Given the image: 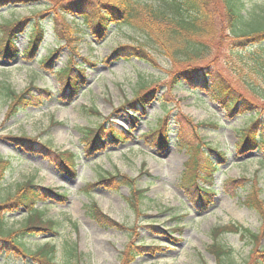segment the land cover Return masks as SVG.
<instances>
[{"label":"rangeland","instance_id":"rangeland-1","mask_svg":"<svg viewBox=\"0 0 264 264\" xmlns=\"http://www.w3.org/2000/svg\"><path fill=\"white\" fill-rule=\"evenodd\" d=\"M45 1L50 4L48 8L42 6L46 4L42 1L0 6V25L40 17L50 7L51 11L58 4L75 0ZM86 1L93 5L97 0ZM142 1L145 5L148 0ZM247 6L264 10V0H251ZM76 17L68 16L65 22L72 24L71 19ZM46 18V22H53ZM51 27V22L45 24L46 37L34 59L27 60L21 54L14 60L0 56V84L15 94L31 87V95L37 98L34 106H20L10 116L9 99L4 98V87L0 86V156L10 164L1 185L5 192L2 197L8 200L12 196L14 201L16 185L28 180L50 190L37 208L45 219L60 226L59 234L52 239L59 261L74 247L79 264H121L120 256L131 247L137 253L131 264H253L259 250L264 249V152L237 153L236 134L246 125L245 118L228 119L219 104L203 91L194 92L186 84L173 87L170 76L177 66L155 50L144 51L146 61L108 60L118 46L145 43L141 34L131 29L111 26L103 40L70 32L71 52L65 41L52 34ZM29 29L30 24L16 40L20 53L27 47ZM232 42L226 40L216 64L226 78H232V85L241 89L244 86L235 77L256 80L241 68L235 77L227 69L223 56L237 49ZM59 45L63 47L53 67L42 64V58ZM71 54L75 69H83L84 79L80 92L67 100L65 95L61 97V81L53 71L63 68ZM143 82H151L156 96L130 117L131 108H126L124 100L132 99L133 89ZM255 84L260 96H251L249 92L248 95L264 116V86L257 81ZM166 110L170 119L176 115L184 119L187 128L183 127L184 132L178 135L183 139L180 144L171 133L168 147L159 149L145 135L154 128L156 120L165 116ZM211 123L216 127L206 126ZM98 124L104 127L105 147L90 153L84 134L87 128ZM169 125L174 129L173 121ZM111 130L120 133V142L111 139ZM14 137L34 141L24 147L13 141ZM204 144L224 152L226 161L221 163ZM189 146H199L200 153L204 151L218 165L216 171L207 169L208 175L212 173V180L206 179L211 185L202 186L214 193L203 202L196 200L195 189L185 190L183 186V173L187 178L202 170V166L187 165ZM56 152L76 156L72 173L60 165ZM198 159L204 162L203 157ZM107 174L124 176L132 182L128 186L110 180L98 183ZM248 191L260 206V216L243 204ZM55 193L65 199L55 197ZM91 203L115 226L90 219L86 206ZM5 215V223L16 230L24 212L17 210ZM214 228L222 229L215 241L230 251L222 263L207 252ZM49 239L44 235L29 240L44 243ZM24 262L20 256L0 255V264Z\"/></svg>","mask_w":264,"mask_h":264},{"label":"trees","instance_id":"trees-1","mask_svg":"<svg viewBox=\"0 0 264 264\" xmlns=\"http://www.w3.org/2000/svg\"><path fill=\"white\" fill-rule=\"evenodd\" d=\"M37 1L46 3L45 6L42 5L44 8L50 6L45 0H0V6L38 3ZM141 1L97 0L93 5L86 0L68 1L65 4H58L57 9H51L50 11V7L48 11L44 10V14L40 17L38 15L1 23L0 56L7 60H14L19 56L16 40L20 34L27 30L29 24L27 47L21 53L27 60H32L37 56L39 48L46 37L45 24H49V22L52 23L50 29L52 34L57 38L60 37L63 42L65 41L64 45L71 52L73 48L69 45V37L73 32H80L82 35L90 36V38L103 40L111 26H124L141 34L145 43L118 46L108 56V60L135 58L146 61L148 57L144 54V51L155 50L177 66H174L170 76L173 87L186 84L194 92L203 91L211 100L219 104L228 119L232 120L239 116L245 118L246 125L236 134L235 149L238 154L244 155L248 151L264 152V116L261 115L259 107L251 99L252 97L248 95L249 92L251 96H260L258 94L259 88L255 84L256 81L264 86L263 8L250 7L248 9L247 4L251 0H148L145 5ZM47 12L52 14L51 18ZM67 15L78 17L75 20L71 19L72 24H70L65 22ZM46 17L52 19L53 22H46ZM70 32L72 33L70 34ZM227 39L233 41L232 43L237 46V49H232L226 53V56H223L231 75L233 77L238 75L240 71L238 68H241L242 71H245L256 80L255 82H253L254 80L248 81L247 76L242 77L241 75L235 77L244 86L241 89L234 87L231 81L232 78H226L220 69H217L216 62L217 60L220 61L219 56L221 54L219 50ZM57 43L60 44V42ZM62 47L63 45H59L55 50L49 51L48 55L42 58L41 63L52 68L53 62ZM73 56L71 54L66 59L63 68L54 69L53 71V74H56L61 81V97L65 95L64 98L67 100H72L80 92L84 79L83 69L79 67L75 69L76 64L72 60ZM260 81L262 82L260 83ZM150 84L151 82L138 83L137 87L133 89L132 99L124 100L126 108H131L128 109L130 110L128 111L130 117L134 116L135 110L138 108L143 110L145 104L155 98L156 93L152 91ZM3 85L0 84L1 87H4L3 96L9 99L8 115L15 114L20 106L35 105L37 98L31 95V87L15 94ZM167 113L166 110L165 116L156 120L154 128L145 135L159 149L168 147L170 143L168 136L171 133L175 134L176 142L180 144L183 139L178 138V135L184 132L183 127L187 128L183 118L181 120L176 115L174 119L173 116L170 119L166 115ZM170 120L175 123L174 129L170 128ZM131 124L133 125V122ZM206 126L216 127L214 123L206 124ZM103 130L102 124H98L92 129L87 128L83 139L88 152L94 153L104 149L105 145L102 144ZM110 136L111 139L121 141V135L118 131L111 130ZM12 140L24 147L29 146L26 144L34 141L25 137H14ZM187 148L189 149L187 151L189 152L187 165L189 166L192 163L196 166H202V170L194 171L187 178L183 173L182 181L185 182L183 186L185 190L189 187L195 189L198 193L195 197L196 200L199 199L200 201L202 199L203 202V200H207V196L214 193L202 186L203 184L211 185V182H207L206 179L209 178L210 180L211 178L212 180V177H210L212 173L208 175L209 171L207 169H211V172L216 171L218 165L204 151L201 154L199 146L192 148L189 146ZM204 148L221 163L226 161L224 152H220L208 144H204ZM56 156L60 159V165L63 166L65 171L72 173L76 156H67L66 153L58 152H56ZM202 157L204 162L200 163L198 158ZM9 166V162L0 156V255L6 253L10 256H20L24 258L25 264H79L74 247L65 253L64 259L62 258L61 261L57 259V248L52 239L59 234L60 226L55 221L45 219L43 212H40L41 209L37 208L38 202H42L41 198L45 197L46 193H50V190L40 188L32 180H28L16 185L13 192L14 201H12V196H9L8 200H5L7 197H2V193L5 192L2 190L1 185ZM107 175L101 177L98 183H106L110 180V183L115 181L128 186L132 182L124 176ZM247 194L249 196L245 197L243 204L260 216V206L254 199L255 196L249 191ZM54 196L65 199V196L57 193ZM17 210H22L24 216L18 228L14 230L12 226L5 223L7 222L5 214ZM86 213L90 219L100 224L115 226L114 222L103 215L93 203L86 206ZM221 230L220 228L212 230L213 240L207 249V252L220 263L230 254L225 246L215 241L221 235L219 234ZM44 235L50 238L44 243L29 240ZM251 237L255 241L256 237L253 235ZM30 245L35 247L32 248ZM136 255L137 253L129 247L120 256V263L131 264ZM255 257L253 264H264V249L259 250Z\"/></svg>","mask_w":264,"mask_h":264},{"label":"bare ground","instance_id":"bare-ground-1","mask_svg":"<svg viewBox=\"0 0 264 264\" xmlns=\"http://www.w3.org/2000/svg\"><path fill=\"white\" fill-rule=\"evenodd\" d=\"M60 138H62V137L60 136Z\"/></svg>","mask_w":264,"mask_h":264}]
</instances>
